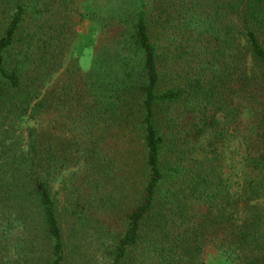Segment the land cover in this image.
Here are the masks:
<instances>
[{
	"label": "trees",
	"instance_id": "1",
	"mask_svg": "<svg viewBox=\"0 0 264 264\" xmlns=\"http://www.w3.org/2000/svg\"><path fill=\"white\" fill-rule=\"evenodd\" d=\"M73 2L0 0V249L83 264L89 237L109 264H207L209 250L264 264V0H130L118 61L95 55L86 76L77 59L63 70ZM137 170L133 199L114 180Z\"/></svg>",
	"mask_w": 264,
	"mask_h": 264
},
{
	"label": "rangeland",
	"instance_id": "2",
	"mask_svg": "<svg viewBox=\"0 0 264 264\" xmlns=\"http://www.w3.org/2000/svg\"><path fill=\"white\" fill-rule=\"evenodd\" d=\"M73 1L74 2L70 3L67 7V12L70 13V15H67L64 11L61 13V17H66L68 21L71 17V23L68 22L67 24L71 42L69 43L70 47L64 59L63 70L67 66L72 65V61L77 59V64L82 69L83 75L86 76L93 67L95 55L105 57L117 54L116 58L111 59L109 66L118 61L119 58L117 57L118 53H120L119 47L118 49L116 47L118 34L125 29L124 25L120 23V20L127 17L128 12H130V8L127 6L130 0ZM104 67L107 68V65ZM31 126H33V122L27 119L19 125V140L23 145L27 142V129ZM132 141L134 145L131 154L133 160L130 164L139 169L144 165V153H140L141 149L138 138H134ZM103 144L112 151V156H120L122 144L117 137H110L108 140L105 139ZM244 154L245 147L240 139H232L227 143L224 173L225 177L231 181L234 190L239 188L242 180ZM116 170L121 171L122 169L118 168ZM144 180L141 172L137 170L136 172L132 171L129 175L125 173L122 174L118 179L114 180V184L120 185L121 188L125 187L127 194L132 195L134 199L137 197L136 194L142 189ZM54 193L58 199H63L61 184H59V182L54 185ZM5 238L12 240L13 235L6 234ZM87 243L91 248L89 246L88 257L85 259V262L88 261L90 264H109L98 251V246L94 244L89 237L82 240L81 244L83 248L86 247ZM10 250H13L10 244H7L6 251L3 250V248L0 249V264H15L16 261H12L9 254ZM205 261L207 264H229L225 256L220 255L214 250L208 251L205 256ZM85 262L83 264H85Z\"/></svg>",
	"mask_w": 264,
	"mask_h": 264
}]
</instances>
